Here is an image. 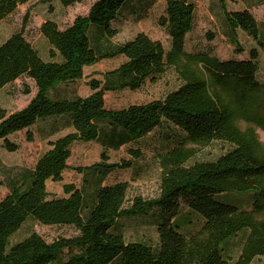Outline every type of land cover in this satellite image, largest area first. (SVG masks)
<instances>
[{"label":"trees","instance_id":"1","mask_svg":"<svg viewBox=\"0 0 264 264\" xmlns=\"http://www.w3.org/2000/svg\"><path fill=\"white\" fill-rule=\"evenodd\" d=\"M31 1L0 0V22ZM82 1L58 0L64 8ZM219 1L228 40L236 43V32L241 31L264 53V38L249 10L229 12L224 0ZM252 1L264 4V0ZM131 2L95 0L85 15L76 16L63 29L46 20L40 33L49 44V60L26 39L24 27L0 41V90L20 79H29L36 89L21 110L9 114L0 109L3 148L16 152L18 147L9 137L22 131L32 142L29 130L40 123L50 122L43 131L45 138L69 130L49 142L33 169L25 171L21 182L13 184L0 201V264H250L264 259V154L237 126V109L217 93L227 92L238 109H247L255 99L256 110L264 108V84L257 78L258 50L252 48L249 58L240 60H220L211 51L187 53L186 36L196 12L191 0H165L158 23L169 38L168 51L144 33L111 45L109 40L118 34L113 23ZM119 57L124 61L116 69L104 73L101 81L88 83V96H59L61 86L83 78L84 68ZM167 67L179 74L180 85L163 98L121 109L106 107V93L139 90ZM23 93L30 94L27 86ZM164 125L179 130L183 138L158 157L156 198L134 197L127 203V183L102 186L109 174L132 167L131 161L108 163L104 153L100 163L77 169L86 186L64 185L66 197L49 199L46 183L62 180L74 144L98 143L105 151H119ZM211 142L226 143L228 149L213 160L192 162L194 154L187 146ZM128 154L132 160L142 156L132 148ZM226 193H250V209L215 200ZM183 207L202 221L189 235L176 222ZM153 212L155 245L126 242L116 229L123 219ZM28 219L45 226L73 227L77 235L47 242L31 233L10 244ZM241 233H246L245 239L232 261L226 246Z\"/></svg>","mask_w":264,"mask_h":264},{"label":"rangeland","instance_id":"2","mask_svg":"<svg viewBox=\"0 0 264 264\" xmlns=\"http://www.w3.org/2000/svg\"><path fill=\"white\" fill-rule=\"evenodd\" d=\"M95 0H83L73 7L64 8L58 0H33L18 9L5 20L0 22V41L6 40L12 33L24 27L26 39L36 48L44 60H49V44L40 33V26L46 20L55 21L60 28H65L72 23L74 18L85 15ZM196 7L193 28L186 36L185 50L187 53L208 52L220 60L248 59L252 48L258 50V80L264 84V53L260 51L255 42L241 31L236 32V43L226 37V28L223 20L219 0H191ZM226 10L242 11L248 9L259 25L261 37L264 38V4L254 5L252 0H224ZM165 0H132L122 16L113 23L118 34L109 40L111 45H119L132 40L138 33H144L152 40L160 41L166 51L169 50V38L163 28L159 26V19L164 14ZM26 23V24H25ZM25 24V25H24ZM239 49L240 51H237ZM119 57L104 60L95 65L84 68L83 78L73 84L61 86L59 96L72 98L74 96L86 97L91 93L88 83L91 80H102L103 74L116 69L122 62ZM180 85L179 74L173 68L167 67L164 74L154 80H147L136 91L124 90L109 92L104 96L106 107L121 109L129 105L144 104L163 98ZM24 86L30 94L23 93ZM209 89L214 87L209 83ZM35 85L29 79H20L0 90V109L13 113L24 108L35 95ZM219 97L227 102L229 107L237 109L234 121L253 142L255 149L264 154V108L256 110V99L248 105L247 109H238V105L229 97L227 92L218 91ZM50 122L40 123L29 131L33 141L26 139L27 131L18 132L9 137L16 144V152H7L0 142V201L9 193L13 184L21 182L25 171L33 169L37 160L49 149V142L69 132L65 130L51 138H45L44 132ZM183 138L182 133L171 126L164 125L144 139L120 148L119 151H105L98 143H78L71 148V157L68 168L62 174L60 182L48 181L46 190L51 198L66 197L64 185H71L81 189L86 186L79 168H86L102 161V155L108 156V163L131 161L132 167L117 170L107 176L102 186L124 182L128 185L127 203L134 197L154 199L159 193L160 166L158 157L176 145ZM194 156L192 162L213 160L228 149L223 142H211L206 145H188ZM140 151L138 160H132L128 149ZM250 193L240 195L226 193L215 196V200L238 208L249 210ZM181 224V231L187 235L194 233L201 226V218L182 208L181 215L177 218ZM116 229L126 242H143L149 245L157 243L155 227V212L132 219H123L117 223ZM31 233H36L45 241L52 242L58 238H70L77 235L76 229L66 226H45L33 219H28L23 226L10 239V244L17 243ZM246 233H241L229 241L226 254L236 261ZM264 259L256 258L250 264H263Z\"/></svg>","mask_w":264,"mask_h":264}]
</instances>
